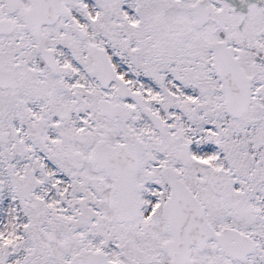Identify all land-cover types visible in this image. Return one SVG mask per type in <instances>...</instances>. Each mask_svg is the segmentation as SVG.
<instances>
[{
    "label": "snow or ice",
    "instance_id": "snow-or-ice-1",
    "mask_svg": "<svg viewBox=\"0 0 264 264\" xmlns=\"http://www.w3.org/2000/svg\"><path fill=\"white\" fill-rule=\"evenodd\" d=\"M0 264H264V0H0Z\"/></svg>",
    "mask_w": 264,
    "mask_h": 264
}]
</instances>
